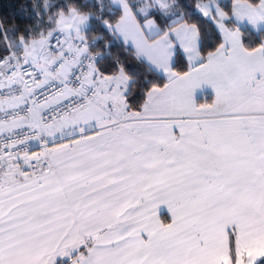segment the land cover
<instances>
[{
  "label": "crops",
  "instance_id": "crops-1",
  "mask_svg": "<svg viewBox=\"0 0 264 264\" xmlns=\"http://www.w3.org/2000/svg\"><path fill=\"white\" fill-rule=\"evenodd\" d=\"M108 1L122 10L112 32L168 82L124 114L129 123L87 106L49 127L41 179L9 165L0 264H255L264 257V44L247 50L230 26L203 61L198 28L178 11ZM238 22L264 30V8ZM75 38L63 35L47 61Z\"/></svg>",
  "mask_w": 264,
  "mask_h": 264
},
{
  "label": "built area",
  "instance_id": "built-area-1",
  "mask_svg": "<svg viewBox=\"0 0 264 264\" xmlns=\"http://www.w3.org/2000/svg\"><path fill=\"white\" fill-rule=\"evenodd\" d=\"M60 40L47 45L55 47ZM95 46L94 38H75L68 50L46 63L13 52L0 56V179L10 164L32 180L41 179L52 145L47 129L81 108L101 110L112 125L134 120L119 116L127 85L102 70L104 54ZM31 117L35 121L27 122Z\"/></svg>",
  "mask_w": 264,
  "mask_h": 264
},
{
  "label": "trees",
  "instance_id": "trees-1",
  "mask_svg": "<svg viewBox=\"0 0 264 264\" xmlns=\"http://www.w3.org/2000/svg\"><path fill=\"white\" fill-rule=\"evenodd\" d=\"M172 1L181 14L178 22L185 21L198 28L201 38L200 52L203 61H206L220 49L223 36L212 19L197 11V3L204 0ZM232 1L226 0L223 3L229 14L232 11ZM248 1L257 4L260 0ZM133 5L136 6V1ZM73 8L90 16V23L84 36L96 39L95 48L103 52L102 70L112 78L119 74H124L128 78L127 91L121 101L123 113L126 115L140 113L146 105L149 92L154 88L164 87L168 80L163 74L152 69L132 47L126 45L112 32L110 25L120 20L122 10L112 6L108 0H0V56L11 54L13 48L17 52L15 54L24 60L21 42L40 38L44 32L55 29L59 13L68 12ZM230 20L232 22L229 26L239 28L247 50L263 46L264 30L255 31L248 25L241 26L233 19ZM173 68L177 74L189 70L187 60L180 51L176 55ZM209 98L213 99V95L200 96L197 101L200 104ZM235 242V234H231V247ZM76 256L77 254L71 258L74 259ZM72 263L73 260L70 258L57 262ZM255 264H264V257Z\"/></svg>",
  "mask_w": 264,
  "mask_h": 264
},
{
  "label": "rangeland",
  "instance_id": "rangeland-1",
  "mask_svg": "<svg viewBox=\"0 0 264 264\" xmlns=\"http://www.w3.org/2000/svg\"><path fill=\"white\" fill-rule=\"evenodd\" d=\"M226 0H204L198 2L197 9H200L203 14L212 19L218 29L222 32L226 31L230 27L233 19L236 23L242 21L246 16L251 13L259 12L264 8V0H261V6L248 1V0H233L232 1V13L229 14L223 3ZM144 2L145 6L148 5V9L157 11L159 17H169L174 11L177 12L175 2L172 0H140ZM139 3V2H138ZM258 4V3H257ZM89 15L79 12L76 8L69 10L68 12H61L57 18V26L55 29L44 32L40 38H34L27 42H21L22 56L27 59H41L43 63H46L53 51L47 44L52 40L61 39L63 35L67 38H79L84 34L85 29L89 26ZM57 28H62V33L56 31ZM85 37V36H84ZM58 42L55 47L59 46L62 41ZM54 47V48H55ZM13 53H17L15 49H11ZM20 57V55H16ZM118 82L128 83V78L124 74H119L113 77ZM119 116L124 117L123 104H119ZM9 172V171H8ZM7 172V173H8Z\"/></svg>",
  "mask_w": 264,
  "mask_h": 264
}]
</instances>
